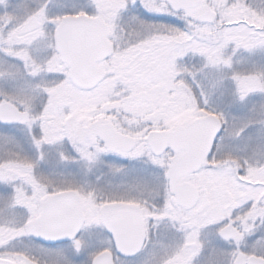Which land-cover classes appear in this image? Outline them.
Returning <instances> with one entry per match:
<instances>
[{"label":"snow or ice","instance_id":"6c2138e0","mask_svg":"<svg viewBox=\"0 0 264 264\" xmlns=\"http://www.w3.org/2000/svg\"><path fill=\"white\" fill-rule=\"evenodd\" d=\"M0 264H264V0H0Z\"/></svg>","mask_w":264,"mask_h":264}]
</instances>
